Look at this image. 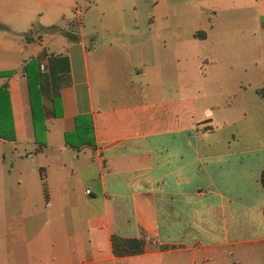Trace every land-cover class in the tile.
I'll return each mask as SVG.
<instances>
[{
    "label": "crops",
    "instance_id": "obj_1",
    "mask_svg": "<svg viewBox=\"0 0 264 264\" xmlns=\"http://www.w3.org/2000/svg\"><path fill=\"white\" fill-rule=\"evenodd\" d=\"M91 1L0 0V264H264V107L220 84L187 93L206 59L264 44V0ZM75 5L81 33L65 28ZM80 113L94 145L76 148ZM112 233L145 250L115 255Z\"/></svg>",
    "mask_w": 264,
    "mask_h": 264
},
{
    "label": "rangeland",
    "instance_id": "obj_2",
    "mask_svg": "<svg viewBox=\"0 0 264 264\" xmlns=\"http://www.w3.org/2000/svg\"><path fill=\"white\" fill-rule=\"evenodd\" d=\"M118 25L119 23H102L101 28L102 30H117ZM237 46L230 53L222 55L221 59H217L215 64H207L209 59H206L207 62H203L201 70L189 72L188 78L197 79L200 83H197L196 86H190L187 93L201 94V88L204 86L208 93L215 94L220 84L223 88L237 94L235 97L244 96L247 99V104L253 107L256 113L258 109L264 107L262 97L255 90V88L264 85V44L261 47H256V44L251 43L249 39H245L240 44L237 43ZM219 66L227 70H220ZM180 72L182 71L177 73L178 77H181ZM184 89L183 86L178 87V91ZM202 90L204 89L202 88ZM254 122L253 131L255 136L258 137L260 135V125L256 119ZM241 186L243 191L249 188L251 190L252 180L242 179Z\"/></svg>",
    "mask_w": 264,
    "mask_h": 264
},
{
    "label": "trees",
    "instance_id": "obj_3",
    "mask_svg": "<svg viewBox=\"0 0 264 264\" xmlns=\"http://www.w3.org/2000/svg\"><path fill=\"white\" fill-rule=\"evenodd\" d=\"M0 28H5V25L0 23ZM198 32H195L197 34ZM41 72V71H40ZM10 71H0V75L9 74ZM31 80V78H30ZM6 82L0 86V136L4 138H11L6 132L7 129L12 128V118L10 112V100L6 90ZM256 92L262 97L264 102V85L255 88ZM31 95V92H30ZM32 119L34 125V135L39 146L45 144L43 134L45 124L43 116L35 107V103L31 99ZM41 136V137H40ZM65 141L72 147H79L83 144L94 145L93 124L90 113H80L75 116V128L72 131H66L64 134ZM43 192L45 200H48L47 183L44 173L41 174ZM260 183L264 189V169L260 173ZM145 236H122L116 233L111 234L112 251L117 256L128 254L141 253L145 250L146 245ZM169 244H157L159 249L171 247Z\"/></svg>",
    "mask_w": 264,
    "mask_h": 264
},
{
    "label": "built area",
    "instance_id": "obj_4",
    "mask_svg": "<svg viewBox=\"0 0 264 264\" xmlns=\"http://www.w3.org/2000/svg\"><path fill=\"white\" fill-rule=\"evenodd\" d=\"M84 23H85L84 7L80 5H75L73 8L72 17L66 23L65 28L74 33H81ZM50 55H56V53L51 52ZM39 69L42 73L46 71V65L43 60L40 61L39 63ZM86 191H88V189H86Z\"/></svg>",
    "mask_w": 264,
    "mask_h": 264
}]
</instances>
